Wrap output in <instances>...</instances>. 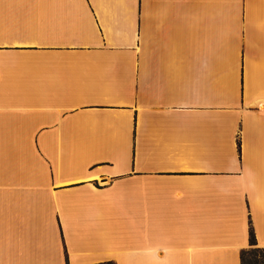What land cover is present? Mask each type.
<instances>
[{"label": "crops", "instance_id": "crops-1", "mask_svg": "<svg viewBox=\"0 0 264 264\" xmlns=\"http://www.w3.org/2000/svg\"><path fill=\"white\" fill-rule=\"evenodd\" d=\"M264 247V0H0V264H241Z\"/></svg>", "mask_w": 264, "mask_h": 264}, {"label": "trees", "instance_id": "trees-1", "mask_svg": "<svg viewBox=\"0 0 264 264\" xmlns=\"http://www.w3.org/2000/svg\"><path fill=\"white\" fill-rule=\"evenodd\" d=\"M249 242H250L249 244H252V245H256L257 246V248H255L254 252H252L254 254V256H256V252H258V250H261L262 248H264V247L261 248L260 246L257 245L252 230L249 231ZM246 253H248V252H246L244 250L241 252V264H257L259 262L256 257H254L251 260L246 261L245 260V254ZM106 263L112 264L111 262H106ZM99 264H105V263H99Z\"/></svg>", "mask_w": 264, "mask_h": 264}, {"label": "rangeland", "instance_id": "rangeland-1", "mask_svg": "<svg viewBox=\"0 0 264 264\" xmlns=\"http://www.w3.org/2000/svg\"><path fill=\"white\" fill-rule=\"evenodd\" d=\"M255 248H257L256 245L249 244V246L246 249H244V251L248 252L245 254V260L248 261L256 257L259 261L257 264H264V248L261 247L262 249L258 250V252H256V256H254L252 252H254Z\"/></svg>", "mask_w": 264, "mask_h": 264}]
</instances>
